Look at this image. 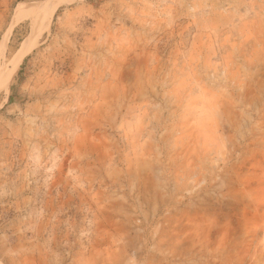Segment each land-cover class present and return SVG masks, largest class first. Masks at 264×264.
<instances>
[{
	"label": "rangeland",
	"instance_id": "obj_1",
	"mask_svg": "<svg viewBox=\"0 0 264 264\" xmlns=\"http://www.w3.org/2000/svg\"><path fill=\"white\" fill-rule=\"evenodd\" d=\"M2 70L0 264H264V0H0Z\"/></svg>",
	"mask_w": 264,
	"mask_h": 264
},
{
	"label": "bare ground",
	"instance_id": "obj_2",
	"mask_svg": "<svg viewBox=\"0 0 264 264\" xmlns=\"http://www.w3.org/2000/svg\"><path fill=\"white\" fill-rule=\"evenodd\" d=\"M25 7L24 2H22L21 4H19L16 8V13L17 15H20V13L22 12L23 8ZM44 18V17H43ZM7 39V38H6ZM27 50V48H23L21 51H19V53L17 54V56H15L16 58L14 59L13 63H12V69H14L17 64L22 60L25 51ZM7 73V72H6ZM7 76V75H6ZM5 71H0V87L2 86V84L5 81ZM9 80V79H8ZM7 83V82H6Z\"/></svg>",
	"mask_w": 264,
	"mask_h": 264
}]
</instances>
